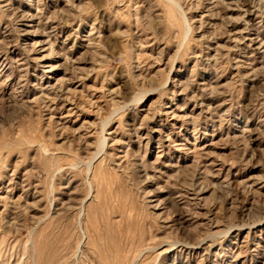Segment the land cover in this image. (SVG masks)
Here are the masks:
<instances>
[{
    "label": "rangeland",
    "instance_id": "obj_1",
    "mask_svg": "<svg viewBox=\"0 0 264 264\" xmlns=\"http://www.w3.org/2000/svg\"><path fill=\"white\" fill-rule=\"evenodd\" d=\"M0 264H264V0H0Z\"/></svg>",
    "mask_w": 264,
    "mask_h": 264
}]
</instances>
